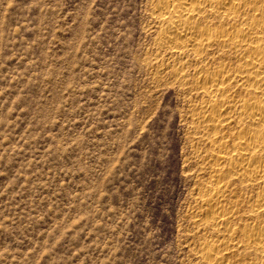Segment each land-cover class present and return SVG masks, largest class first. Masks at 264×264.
Returning <instances> with one entry per match:
<instances>
[{
  "label": "rangeland",
  "instance_id": "obj_1",
  "mask_svg": "<svg viewBox=\"0 0 264 264\" xmlns=\"http://www.w3.org/2000/svg\"><path fill=\"white\" fill-rule=\"evenodd\" d=\"M157 1L0 0V264L202 263L208 169L195 97L156 73Z\"/></svg>",
  "mask_w": 264,
  "mask_h": 264
},
{
  "label": "bare ground",
  "instance_id": "obj_2",
  "mask_svg": "<svg viewBox=\"0 0 264 264\" xmlns=\"http://www.w3.org/2000/svg\"><path fill=\"white\" fill-rule=\"evenodd\" d=\"M153 13L156 73L195 97V155L208 169L199 258L264 264V0H158Z\"/></svg>",
  "mask_w": 264,
  "mask_h": 264
}]
</instances>
